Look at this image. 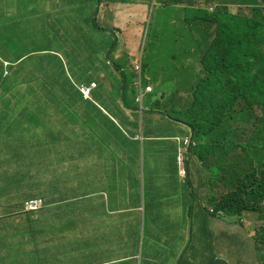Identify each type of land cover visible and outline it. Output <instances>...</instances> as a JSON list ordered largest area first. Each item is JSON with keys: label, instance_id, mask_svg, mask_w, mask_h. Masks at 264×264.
Returning a JSON list of instances; mask_svg holds the SVG:
<instances>
[{"label": "clouds", "instance_id": "9594fccd", "mask_svg": "<svg viewBox=\"0 0 264 264\" xmlns=\"http://www.w3.org/2000/svg\"><path fill=\"white\" fill-rule=\"evenodd\" d=\"M27 1L30 3L29 5L25 3V0H0V15L12 18L13 21H19L26 16H30L31 19L38 16L42 25L43 10L51 8L53 11L56 9L62 11L66 20L62 23L59 22L58 25L53 22L50 13L46 14L45 19L47 21L41 37L49 42L58 41L62 43L61 52L57 50L55 44L53 45L54 48L51 47L46 50L51 55H57L66 61L64 50H70L69 45L72 37L82 34L87 36V32L81 33L79 31L82 21L79 23L74 21V16L82 11L83 0ZM246 1L240 0V8L244 9H241L242 13L239 14L230 10L227 0H97L96 2H89L86 6L90 10L88 23L93 29L91 37L95 38L98 46L100 45V48L103 49L99 55L107 70L111 73L114 71L121 79L119 82L123 81L120 71L134 73V79L130 80V89L137 92L136 108L129 112H138L144 121L152 120L153 116L151 115L153 114L157 116L158 130L163 131V133L156 141L168 145L170 159L168 169L173 171L174 179L182 191H185V187L190 188L195 184L198 187L203 186V202L196 207L189 208L184 204L181 208L186 211L189 217L195 216L196 212H202L205 217L213 218L217 222L215 229L219 232L221 242L228 244L234 241L237 253H240V257L236 258L238 264H264V201L261 203L259 212L242 210L244 213L242 218H239L236 214L224 212L221 210L222 207L215 208L211 204V199L220 194V188L218 189L219 185L215 186L217 188L216 195L215 187L212 188L210 182L213 179L217 181L226 178L221 171L219 155L212 151L217 148L218 141L223 144L232 142L236 151L225 156L223 162L238 161L244 165L253 166L251 172L249 171L247 175L240 176L235 180L246 193H251L253 189L261 190V184L264 181V162L260 159L259 162L256 161L258 158L254 155L253 149L256 139L260 140L258 147L264 148V33L261 35L263 44L257 51L261 54L259 67L247 72L251 78H255L258 82L260 100L254 103L234 101V117L231 120L229 115L217 105L218 99L225 95L224 86L211 90L204 86L199 90L201 82L207 74V70L203 67L204 54L201 52L203 43L202 39L197 44L191 42L192 37L190 34L188 35V28H184L183 19L186 17V21L188 20L187 14L185 13L183 17H179L175 21L168 34L167 30L161 32L158 29L160 23L166 25L162 18L164 13L178 9L183 14V10H186L184 4H188L191 11L204 8L208 12H214L221 7H227L232 15L251 17L253 8L245 5ZM257 3L264 4V1L257 0ZM38 6H41V12L33 13ZM153 7L157 8L158 11L156 25L147 30L146 20H149L150 11ZM70 8L73 15H70V11H68ZM35 27H40V25L32 20L31 27L27 29H34ZM232 27L238 26L233 24ZM201 34V31H192V35L195 37H199ZM155 35L160 37L159 43ZM35 36L37 35L31 36V39H35ZM13 39L19 43V38L14 37ZM231 40L240 39L236 37ZM170 43L179 49V58L169 54ZM194 48L197 49L194 50ZM6 51L17 54L20 49L11 50L7 47V50H3V52ZM73 55L77 56L75 52ZM238 56L240 58V55ZM6 57L13 61L9 53ZM96 58L97 56L92 52L86 55L84 62L86 63L85 69H88L89 72L86 75L89 78L95 71L94 66H90V62ZM171 59H177L175 65L166 69L165 64ZM40 65H46V63L43 62ZM189 66L192 67L196 76L194 86L197 93L193 96L184 90L188 84L187 69ZM117 67L120 71L116 69ZM29 71L31 72V69ZM257 72H261V75H257ZM39 73L42 77L43 74L40 70ZM155 73L163 74L164 80L157 79ZM100 77L105 80L106 73ZM90 80V85L84 83L80 87L85 99L96 103L95 91L97 89V91H102L101 86L103 84L108 90L112 85L107 82L101 84L96 79L90 78ZM156 86H165L166 91L157 90ZM21 87L25 95L28 89L23 85ZM159 92L163 96H159L154 102L149 101L148 108L145 107L146 95ZM25 96L26 98L17 93L15 98L5 97L2 99L3 109L10 102L11 110L9 116H3L6 120L0 124V175L10 177L15 181L11 188L0 187V264H10V262L26 264L29 258L37 261L34 264H40L44 255L52 252L53 243L46 238L48 231H52V216L50 215L44 223V229L40 234L37 233V220L34 221L35 225H32L33 229H31L30 218L37 219L38 217L33 214L51 208L49 201L54 197H59L71 208H74L76 203L81 200L85 164L88 157L87 151H83L82 147L87 143H92L91 140L82 139L78 136L54 141L48 136L46 130L44 136L34 131L38 134V139L35 141L37 146L35 158L43 162L41 167H34L35 162L32 164L31 156L35 150L24 143L28 133L24 134L23 129L19 127L16 121L22 120L21 113L27 110L34 111L32 115L41 111V99L36 95L32 96V94ZM192 97L194 99L189 100ZM17 98L18 108L15 107ZM178 99H180L178 103L174 102ZM2 111L0 108V113ZM46 144L48 145L46 146ZM58 144L64 147L62 153L67 152V158L70 159L62 166L56 165L53 160L55 145ZM30 150L31 154H29ZM145 165L146 159L143 161V169ZM31 166L34 168L31 169ZM32 170L36 171L38 175H32ZM77 172L78 174L74 177ZM219 172L222 177H217L216 174ZM16 181H23L24 183L21 186H16ZM34 185L44 189L42 194L38 195L41 197L27 199V195L34 194L32 192ZM58 188L61 190L60 195L55 193ZM108 197L106 189H98L85 195L82 199L83 204H80L83 216L90 218L96 215ZM14 204L20 206V214L17 216V220L14 218L15 211H12ZM145 209V200H143L134 211H124L137 212L140 217L148 219V217H144ZM111 211L116 212L117 210H109V213ZM34 232L35 244H31L30 241H32ZM243 241L245 247L241 246ZM142 250L141 241L139 259ZM27 253L30 254L29 258H26ZM49 262H52L51 258Z\"/></svg>", "mask_w": 264, "mask_h": 264}, {"label": "crops", "instance_id": "0c3cea01", "mask_svg": "<svg viewBox=\"0 0 264 264\" xmlns=\"http://www.w3.org/2000/svg\"><path fill=\"white\" fill-rule=\"evenodd\" d=\"M167 40L169 42L168 37ZM90 66H94L96 80L104 83L106 79H101L100 75L107 71L98 68L97 60H91ZM155 75L164 80L163 74ZM156 89L166 91L165 86H156ZM97 90L94 98L102 105ZM159 96H163L161 92L146 95L145 107ZM48 101L41 96V122L46 120L44 108ZM118 112L119 108L114 105L110 110L104 108L101 118L90 122L70 115L72 125L68 131L46 129L54 141L78 136L92 143L82 147L88 157L81 200L71 208L59 197H54L49 201L52 207L46 209L45 216L37 218V233L40 234L44 223L52 216V231L46 234L47 240L53 243L52 252L44 255L40 264H238L236 258L240 253H237L234 241L221 242L213 218L205 217L202 212L189 217L181 208L184 204L189 208L202 203L203 186L195 184L182 191L174 179L173 171L168 169L169 147L156 141L163 133L158 130L157 116L153 114L152 120L144 121L138 112L113 114ZM107 162H111L108 168L104 166ZM98 189H106L108 195L120 196H109L96 216L84 217L80 203L85 195ZM146 190L159 196L158 201L152 198L151 202L147 201L148 219L113 217L138 215L131 211L147 200ZM56 192L61 194L59 188ZM127 203H132L133 208L127 209ZM109 210L117 211L109 213ZM134 236L140 238L135 245ZM141 241L143 250L139 259ZM241 246L245 247L244 241ZM50 258L52 262H49Z\"/></svg>", "mask_w": 264, "mask_h": 264}, {"label": "trees", "instance_id": "16d2710c", "mask_svg": "<svg viewBox=\"0 0 264 264\" xmlns=\"http://www.w3.org/2000/svg\"><path fill=\"white\" fill-rule=\"evenodd\" d=\"M93 1L96 2L97 0H83V4L81 3L82 11L74 16L76 23L82 21L79 31L81 33L87 32V36L82 34L72 37L69 45L71 47L70 50H64L66 61H63L57 55H51L46 49V51L30 50L34 41L42 39L41 36L44 29L42 28L41 31L36 32H25V29L30 28L32 20L38 19V16H34L32 19L30 16H26L19 21H13L12 18L0 15V108L3 110L0 113V124L6 120L3 116H9L11 110L10 102L3 109L2 99L5 97L15 98L17 93L23 95L25 98V95L31 94L32 96H38L40 99L41 96L48 98L47 107L44 108L45 119L52 123V128L57 132L68 131L70 129L72 125V116L70 115L80 116L85 121L90 122L99 120L104 114V108L110 110L113 105L120 110L118 113H113L117 116L123 114L124 111H131L136 108L137 92L130 89V80L134 79V73L120 71L119 67H117L116 69L120 71L123 81L119 82L121 79H115V72L111 73L107 70L99 55V53L103 52V49L100 48V45L98 46L95 38L91 37L93 29L88 23L90 10L86 5ZM246 2L245 5L253 8V15L251 17L232 15L227 7H221L214 12L198 8L191 11V15L193 16L186 21L189 30H191V42L197 44L202 39L203 43L201 52L204 54L203 67L207 70V74L206 78L201 82L199 90L204 86L209 90L224 86L225 95L218 99L217 105L224 113L229 115L231 120L234 117V101L254 103L260 100V92L257 88L258 82L255 78H251L247 72L250 69L259 67L261 54L257 51L261 44H263L261 35L264 33V6H262L264 4H258L257 0H247ZM39 12H41V6H38L33 11V13ZM20 21L21 23H18ZM44 24L42 22V25ZM215 24L216 26H214ZM233 24H236L238 27H232ZM43 27L45 28V25ZM196 30L202 32L199 37L192 35V31ZM34 35H37L35 39H31V36ZM234 36L240 40L232 41L231 39L236 38ZM14 37L19 38V43L13 39ZM54 43L57 50L61 52L63 44L58 41H54ZM7 47L11 50L19 48L20 51L17 54L11 51L4 53L3 50H7ZM52 47L54 48V46ZM74 52L77 56L73 55ZM90 52L97 56L98 68L107 71L105 83L107 82L109 85H112L108 90L106 85L103 84L101 86L102 91H98L99 99L103 102L102 105L86 100L80 87L84 83L90 85V78H97L96 75L90 78L86 75L89 72L88 69H85L86 63L84 61H86V55ZM7 53L11 55L13 61H10L6 57ZM238 55H240V58ZM43 62L46 65H40ZM5 63L8 64L6 65ZM29 69H31V72ZM39 70L43 74L42 77H40ZM256 74L261 75V72H257ZM21 85L28 89L25 95ZM193 99L192 97L189 100ZM16 100L15 107L18 108V98ZM33 113L34 111L31 110L21 113L23 119L17 120L16 123L23 129L24 134L28 133V136L24 139V143L30 145L35 150V153L31 156L33 160L32 164L35 162L34 167H41L43 165L42 160L35 158L37 148L35 141L38 139V134L34 131L39 132L38 129L46 128L47 124L40 120L41 111L32 115ZM259 141V139L255 140L253 153L258 158L256 159L257 162H259V159L264 162V148L258 147ZM63 149L64 147L61 144L55 145L53 160L56 165L62 166L70 160L67 158V152L62 153ZM235 151L236 147L232 142L230 144H223L220 141L217 142V148L212 151L214 154L219 155L221 171L226 178L210 181L212 188L219 185L218 189L220 188L224 192V197L221 199H218L217 196L214 197L211 199V204L215 208L222 207L223 209L221 210L224 212L236 214L237 217L242 218V214L244 213L242 210H247L248 212L260 211L261 203L264 201V181L261 184V190L253 189L251 193H246L242 190L235 179L247 175L253 169V166L244 165L238 161L224 163V157ZM110 165L111 162H107L104 166L108 168ZM34 167L31 166V169ZM31 174L38 175L33 170ZM77 174L78 172L74 177ZM14 181L15 179L0 175V187H4L5 189L11 188ZM23 183V181H16L15 185L21 186ZM32 190L34 194L30 193V195H27V199L41 197L38 195H41L44 189L34 185L32 186ZM214 190L217 195V188L215 187ZM145 194L147 195V200H145L146 209L144 217L147 218L150 217L148 203L151 202L150 198L158 201L159 196L150 190H146ZM109 196L115 198L120 195ZM83 202L82 200L80 204L82 205ZM13 206L14 209L12 208V211H15L14 218L17 220V216L20 214V206L15 204ZM125 207L127 209L133 208V204L127 203ZM45 214L46 209L33 215L43 218ZM113 217L131 219L140 218V215L132 213L128 216L115 215ZM30 219L29 224L31 225V229H33L32 225H35L34 221L37 219ZM138 240L137 237H133L134 245ZM30 242L31 244H35V232L32 234V241ZM29 257L30 254L27 253L26 258Z\"/></svg>", "mask_w": 264, "mask_h": 264}, {"label": "rangeland", "instance_id": "374dc122", "mask_svg": "<svg viewBox=\"0 0 264 264\" xmlns=\"http://www.w3.org/2000/svg\"><path fill=\"white\" fill-rule=\"evenodd\" d=\"M35 2V0H33ZM41 2H44L45 0H40ZM25 3L27 5H29L30 3L25 0ZM227 4L230 8V10L233 12V13H242L241 9H244V8H240L241 6V3H240V0H227ZM78 5H81V3H78ZM185 7H186V10H183V14L178 10V9H172L166 13H164L162 15V18H163V22L166 23L163 24V23H160L158 25V29L161 31V32H166L167 30V34L170 32L171 30V27L172 25L175 23L176 20L179 19V17H183L184 14L186 13L187 14V18L188 20L190 18H192L193 15H191V9L189 8L188 4H184ZM68 11H70V15H73L72 14V9H68ZM47 13H50L52 15V19H53V22L56 23L58 25V23H62L64 22L66 19L64 17V13L58 9H56L55 11H53L51 8L49 9H45L43 10V19L41 20L43 23H45L47 20L45 19V16ZM157 8L153 7L151 8V11H150V15H149V20H146V27H147V30L149 28H153L155 25H156V20H157ZM35 22H37V24L40 25V27H35L34 29H25V32H36V31H41V29L43 28L44 29V25H41L40 24V21L38 19H33ZM72 20V19H70ZM184 21V28H188L187 24H186V17L183 19ZM191 33V30H189L188 28V35ZM155 38L158 39V43L160 41V37L158 35H155ZM146 44H148L147 41H145ZM55 43L53 42H49L47 41L46 39H40L38 41H34V44L31 46L30 50H33V51H46L45 49H48V48H51ZM170 47H169V54L172 55V56H175L176 58H179L180 57V53H179V49H177L173 43H170ZM197 48H194V50H196ZM197 54V53H195ZM175 60L177 59H171V61L167 62L165 64V68L166 69H169L172 65H175ZM187 74L189 75V79H188V84L184 87V90H187L188 91V94L193 96L195 93H196V89H195V86H194V79H196V76H195V73L193 72L192 70V67L189 66V68L187 69ZM183 90V91H184ZM180 99L178 100H175L174 102L178 103ZM45 124H47V127L46 128H43V129H39V133L42 134L44 136V131L46 129H51L52 128V123L49 121V120H45ZM48 144H46L47 146ZM217 177H222V174L219 172L216 174ZM222 197H224V192L220 190V194L217 196L218 199H221ZM230 222L232 223V221L230 220ZM35 258V257H34ZM34 264V263H37V261H33L32 259L29 258L28 262L26 264ZM10 264H13L10 262Z\"/></svg>", "mask_w": 264, "mask_h": 264}]
</instances>
